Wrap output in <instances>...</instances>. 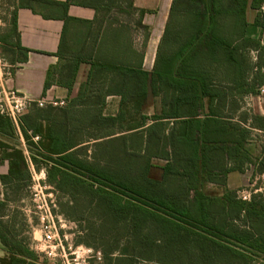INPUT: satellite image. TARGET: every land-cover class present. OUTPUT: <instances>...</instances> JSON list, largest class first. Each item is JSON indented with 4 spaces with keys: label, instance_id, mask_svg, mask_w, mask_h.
Instances as JSON below:
<instances>
[{
    "label": "trees",
    "instance_id": "16d2710c",
    "mask_svg": "<svg viewBox=\"0 0 264 264\" xmlns=\"http://www.w3.org/2000/svg\"><path fill=\"white\" fill-rule=\"evenodd\" d=\"M127 1L132 10L131 0ZM247 4L248 0H225V3L222 0H173L170 17L177 12L193 13L190 21L193 30L187 35L180 30L169 36L166 27L151 72L139 66L98 65L96 73L109 74L110 83L115 82L114 88L121 96V108L114 117H102L100 111L93 108L101 105L99 98L88 102L89 97L82 95L98 90L101 83L89 86L88 82L81 87L79 98L68 106L73 113L69 108L65 111V107L32 105V117L46 125L33 122L27 112L19 118L25 155L14 124L0 115V165L3 161L8 163L7 174L0 175L1 185L11 194L29 188L28 161L35 171L44 170L45 183L51 187L56 200L59 196L67 197L72 204L71 212L75 217L67 212L65 215L75 223L83 222L86 238L93 240L87 242L77 237L75 245L100 253V261L92 260L91 264H264L262 194L252 193L248 201L240 200L237 191H227L223 197L213 198L202 192L197 179L199 166L202 170L205 168L204 150L201 157L199 155V141L205 148L221 143L227 158L233 157L239 163L249 160L243 146L249 139L250 129L213 119V94L222 97L224 91L214 90L208 80L212 79L209 70L201 66V61L213 60L220 54L227 65L222 79L247 78L251 67L244 49L251 47L264 55L261 45L264 18L260 11L264 0H252L250 4L259 12L255 21V26L261 30L258 39L244 37ZM89 5L106 10L116 7L114 0H92ZM222 16L233 17L231 26L239 34H219L221 27L230 25L229 21L220 22ZM11 26L14 35V15ZM1 42L5 46L0 48L12 54L20 49L19 44H9L8 37L0 38ZM67 70L71 79H57V83L70 89L77 62L67 66ZM254 72V79H264V60L263 65L256 61ZM96 73L93 67L89 79H94ZM51 82L52 79L45 81L43 97ZM147 84L155 95L161 94L162 113L152 116L153 120L188 118L180 121L184 129L178 135L179 143L186 148V165L183 173L177 174L185 180L168 181L167 175L174 170L170 164L164 167L162 181L150 180L147 177L149 158L143 155L139 161L132 151L133 114L139 113ZM260 86L252 85L245 93L256 95ZM169 89L177 95L168 98ZM205 96L209 98L208 115L212 119L207 117L201 121L198 110ZM222 103L224 105V96ZM59 119L68 121L70 126ZM147 119L141 116L140 125ZM102 126L107 130L101 132ZM260 128L263 132L264 124ZM116 134L120 136L91 146L86 144L91 138L98 140L99 136ZM34 137L38 140L34 141ZM230 144L235 145L234 152L227 147ZM259 171L264 174V158L259 163ZM260 185L255 183L254 189ZM7 202L8 195L4 194L0 211ZM2 216L0 212V250L4 253L0 264H48L26 246L11 225L2 222Z\"/></svg>",
    "mask_w": 264,
    "mask_h": 264
},
{
    "label": "crops",
    "instance_id": "0c3cea01",
    "mask_svg": "<svg viewBox=\"0 0 264 264\" xmlns=\"http://www.w3.org/2000/svg\"><path fill=\"white\" fill-rule=\"evenodd\" d=\"M90 1L92 0H19L11 15L15 16L16 34H11L12 17L10 24L4 22L5 29H0L1 40L3 37H8L9 44H19L20 48L16 49L15 54H12L2 49L5 45L1 42L0 85L16 91L32 102L40 99L64 101L66 103L65 111H68L69 104L79 98L83 85L88 82L89 86L101 83L98 85L99 88L96 87L98 90L89 92V94L82 93V95L88 96L90 101L99 98L101 105L93 106V108L99 110L102 117H114L121 108V96L114 88L115 82L110 83L111 76L109 74L99 76L96 73L98 65L102 67L139 66L142 70L151 72L166 27L169 28V36H174L180 30L183 31V35H187L189 30H193L190 27V21L194 18L193 13L177 12L174 17H170L173 0H131L132 14L137 16V26H132L128 32L124 21L125 3L120 8V3L124 0H114L116 7L107 10L100 6L93 8L89 5ZM222 2L225 3V0ZM251 2L252 0H248L244 12L246 24L244 37L258 39L261 36V30L255 26V21L259 12L251 8ZM232 20L231 16L220 18L221 23L229 21L230 25L221 27L219 34L225 36L239 34L231 26ZM140 29L144 32L143 34H140ZM245 52L248 65L251 67L246 79H222L223 68L227 65L222 62L220 54L213 60L201 61V66L208 69L212 76V79L208 80L214 90L224 91V105L222 103L223 96L217 98L213 94L211 106L215 112L213 119L219 122L224 120L231 125L248 127L251 132L243 146L249 160L243 163H239L233 157L227 158L226 153H223L221 143L205 148L199 141L200 136L197 137L200 157L204 150L202 161L205 166L204 170L199 166L197 179L201 183L202 192L213 198H221L227 191L246 189L248 184L256 182L257 175L261 172L259 163L264 158V144L261 143L258 132L261 125L264 124L260 120L264 119V102H259L255 94L245 93V91L252 85L264 84V79H254L255 63L258 61L263 65L264 55L251 47H246ZM74 62H77V70L72 78L74 79L73 85L67 89L58 84L57 79H71L67 66ZM5 67L11 68V70L5 69ZM93 67L96 75H94V79H89ZM47 79H52V82L43 97V87ZM166 95L168 98H172L177 93L169 89ZM208 99V96L201 99L202 102L198 110V118L201 121L207 117L212 119L208 115ZM30 107L26 111L30 119L33 122L41 123L40 119L32 117L34 110ZM70 111L73 113L72 109ZM161 113V94L155 95L147 84L146 97L139 113L133 114V128L135 129L130 133H134L135 139L131 147L132 151L139 161L143 155L149 158L150 168L147 177L150 180L162 181L164 167L169 164L174 170L167 175L168 181L185 180L184 176L181 177L177 174L183 173L186 165V148L179 143L178 135L184 129L180 121L188 118L185 116L153 120L152 116ZM141 116L148 117L143 126L140 125ZM59 122L70 126L68 121L59 119ZM42 125L46 124L42 122ZM15 128L18 141L26 155L19 127ZM104 130L106 131L107 128L104 129L102 126L101 132ZM107 135L99 136L101 138L98 140H91V138L86 144L91 146L94 143L105 142L120 136V134ZM227 147L234 152L235 145L230 144ZM27 165L31 174V169L34 167L29 161ZM199 165H201V159ZM153 170H158L157 178L151 177ZM226 170L227 172H225ZM7 172L8 163L3 161L0 165V175H6ZM4 194L8 195L9 190L0 183V198ZM2 255L3 253L0 254V257ZM48 264L52 263L48 262Z\"/></svg>",
    "mask_w": 264,
    "mask_h": 264
},
{
    "label": "built area",
    "instance_id": "2783aa9c",
    "mask_svg": "<svg viewBox=\"0 0 264 264\" xmlns=\"http://www.w3.org/2000/svg\"><path fill=\"white\" fill-rule=\"evenodd\" d=\"M264 18V6L260 9ZM261 41L264 46V34ZM256 98L264 102V84L258 87ZM64 102L52 99H40L32 102L16 91L9 90L0 85V115L8 118L15 127H18L19 118L31 105L43 108L46 105L61 106ZM261 143L264 144V131L258 132ZM34 141L38 137L33 138ZM32 168V167H31ZM260 180L259 188L254 189L255 182L248 184L246 189L238 190V198L248 201L252 193L260 192L264 199V174L257 175ZM32 196L34 207L39 220L40 238L34 243V251L52 264H91V261H100L101 255L89 247L75 245L73 239L63 233L67 223L62 215L54 213V193L45 183L44 171L36 172L31 169Z\"/></svg>",
    "mask_w": 264,
    "mask_h": 264
},
{
    "label": "rangeland",
    "instance_id": "374dc122",
    "mask_svg": "<svg viewBox=\"0 0 264 264\" xmlns=\"http://www.w3.org/2000/svg\"><path fill=\"white\" fill-rule=\"evenodd\" d=\"M19 0H0V29H5L4 22L6 24H10L11 15L13 9H15L17 3ZM124 4L125 6V24L127 28V32L129 31L132 26H137V16L132 14V10L128 8V1L124 0L122 3H120V8ZM144 32L140 29V34H143ZM261 45L263 46V43L261 41ZM264 47V46H263ZM6 56V55H5ZM11 70V68H6ZM89 102V98L87 99ZM64 102V101H63ZM66 103L64 102L61 106H52V105H46V106H52V107H65ZM45 106V107H46ZM44 108V107H43ZM35 170V169H34ZM42 170V169H41ZM36 171V172H40ZM159 172L158 170H153L151 177H158ZM256 184H261L260 180H257L255 182ZM49 186V185H47ZM32 181L30 184V187L26 190V188H22L18 191V193L15 194H8V202L0 212L3 215L1 220L5 225H8L12 227L13 231L18 235L19 238L23 239L25 241V244L27 247H29L32 251H34V243L39 240L40 238V230H39V220L37 216L36 209L34 207V203L32 202L33 196H32ZM260 193V192H256ZM3 198V197H2ZM0 198V199H2ZM54 200L55 208L54 213L57 215H62L61 213L66 214L65 212L71 213L72 217H75V213L71 212L72 204L69 203V199L67 197H58L57 200L54 197H52ZM56 203H58L56 205ZM74 205V204H73ZM82 214V213H81ZM79 214V215H81ZM63 216V215H62ZM64 217V216H63ZM66 218H68L65 215ZM64 217V218H65ZM65 218V219H66ZM67 223L65 224V227L63 228V233L73 239V241L78 237V239L86 240L87 242H92V239H89V236L86 238V234L83 230L85 227L84 223L81 224L75 223L72 219H66ZM35 252V251H34ZM3 253L2 251L0 254ZM36 253V252H35ZM37 254V253H36ZM39 255V254H38ZM4 256V253L3 255Z\"/></svg>",
    "mask_w": 264,
    "mask_h": 264
}]
</instances>
